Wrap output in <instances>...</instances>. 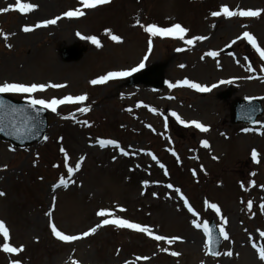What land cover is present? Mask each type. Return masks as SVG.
<instances>
[{
    "label": "rangeland",
    "instance_id": "rangeland-1",
    "mask_svg": "<svg viewBox=\"0 0 264 264\" xmlns=\"http://www.w3.org/2000/svg\"><path fill=\"white\" fill-rule=\"evenodd\" d=\"M22 2L39 7L27 14L0 13V31L15 33L9 35L7 41L0 36V82L65 83L66 88L48 89L36 96L50 99L87 93L88 100L82 105H62L57 113L47 110V141L43 138L26 148H17L0 139V191L6 194L0 197V220L10 229L13 246H25V251L19 255L0 252V264H10L12 259H20L23 264H71L72 259L78 264H125V261L134 264H201L202 261L204 264H264L248 239L251 234L253 242L264 244L257 232V229L264 231V214L259 207L264 203V189L260 187L264 185V127H261L264 114L254 125L234 126L230 112L234 100L246 97L261 100L264 106V72L260 71L264 61L246 41L227 47L243 31L252 33L264 47V13L259 18L210 15L222 5L230 10L264 9V0H111L107 5L84 10L82 17L62 18L56 25L30 33H24L22 27L34 26L80 7L79 0ZM9 4H15V0H0V8ZM137 18L145 25L180 23L190 30L188 37L206 35L209 39L188 46L179 39L151 37L149 52V34L139 27ZM242 24L248 27L242 28ZM105 29L121 36L123 42L111 41ZM77 32L96 35L102 47L98 49L91 42L81 40ZM6 43L12 45L10 50ZM73 44L84 48V58L80 62L66 63L60 52ZM177 48L185 51L177 52ZM209 50L219 51L220 55L201 60ZM145 55L148 59L143 69L163 65L164 88L128 86L131 76L104 85L89 84L91 79L108 71L137 66ZM249 63L255 71H247ZM248 76L254 78L246 79ZM185 78L218 86L208 93L187 87L168 88V82ZM221 80H232V83L221 84ZM226 91H232L233 95L226 101L221 100L219 95ZM5 95L25 100L23 95ZM169 96L174 99H167ZM145 105L156 108L160 114L150 112ZM79 107H89L90 111L80 113ZM129 108L131 112L127 111ZM172 111L186 121L202 122L210 130L202 133L194 127L179 125L170 116ZM69 114H74L75 120L62 118ZM84 120L92 126L77 122ZM246 127L252 131L245 133ZM98 139H115L130 155L122 156L112 146L100 148ZM202 140L209 141V149L201 147ZM61 146L68 151L72 166L80 156L86 158L80 171L72 176L75 183L53 192L52 184L58 182L61 175L67 178L59 151ZM11 148L15 151H10ZM253 149L258 153V164L251 159ZM172 150L179 155V162L172 156ZM148 151L165 164L168 176L146 155ZM213 155L219 159L213 160ZM53 164L60 167L53 168ZM201 165L207 174L200 171ZM193 169L197 171L195 177ZM252 172L256 175L252 176ZM144 180L150 182L146 189L142 184ZM156 181L159 183H153ZM251 181H255V186ZM168 183L180 187L202 218L209 222L215 220L217 225L219 218L211 210H204L203 201L218 203L222 214L228 218L226 231L230 236V241L222 240L220 253L231 249L232 257L204 254L202 231L192 227L191 214L183 208L176 194L165 187ZM241 183L246 191L240 187ZM153 192L158 196L154 198ZM53 197L56 198L54 209ZM249 200L253 201L251 212L247 209ZM116 206L127 209L117 215L148 225L156 234L182 237L183 243L170 246L159 242V247H169L170 251L181 255L172 257L160 252L158 243L150 237L114 226L102 227L87 238L64 243L52 236L49 217L45 216V212L53 210L52 221L61 231L81 234L100 223L96 216L99 209ZM137 256L151 259L136 261Z\"/></svg>",
    "mask_w": 264,
    "mask_h": 264
},
{
    "label": "snow or ice",
    "instance_id": "snow-or-ice-1",
    "mask_svg": "<svg viewBox=\"0 0 264 264\" xmlns=\"http://www.w3.org/2000/svg\"><path fill=\"white\" fill-rule=\"evenodd\" d=\"M111 2V0H79L80 7H77L75 9H69L62 13V15H58L52 19H44L38 23H36L34 26H28L25 25L22 27V31L24 33H30L38 28H47L50 25H56L58 21H60L62 18L67 19H73V18H79L85 15L84 10L88 9H95L97 6L100 5H107ZM39 6L35 3L31 2H22V0H15V4H9L7 7L0 8V13H8L10 11H17L21 14H27L31 13L34 10H36ZM264 13V9H243L238 8L237 10H230V8L227 5H222L219 10L211 11L210 15L214 18L218 17H224V18H259L261 14ZM136 23L139 25L140 28L143 29L145 33L149 34V41H148V49L149 52L152 49V39L151 37H170L173 39H179L183 41L185 45L188 46H194L197 42L208 40L209 37L206 35H192L188 37L189 29L187 27L182 26L180 23H174L171 26H158L156 23H149L147 25L140 23L139 18H137ZM242 28H247L248 25H241ZM105 34L110 38L111 41L116 43H122V37L116 34H113L111 29H105ZM9 35H15V33L8 34L4 33L3 31H0V36L3 37L5 41L9 39ZM76 35L81 39L85 41L91 42V44L95 45L96 48H101L102 43L101 40L96 35H83L80 32H77ZM246 41L251 47L255 50L256 53H258L259 58L261 61H264V47H261L256 37L250 33L249 31H243L240 35L236 36L235 39H233L227 47H231L232 45H235L237 41ZM6 47L10 50L12 48L11 44L6 43ZM177 52H183L185 51L184 48H177ZM220 55L219 51H213L209 50L205 52L201 56V60H203L205 57H211L215 59ZM148 59V56L145 55L143 60L135 66L131 67L129 69L125 70H119V71H108L106 74L100 75L97 78L91 79L89 81V84L92 86L96 85H104L108 83L109 81H114L118 79H123L126 77H130L133 75V73L139 72L141 69L145 67V61ZM247 60V57H245ZM217 65L219 66V61H217ZM180 67H184V65H180ZM247 71L253 72L255 71L252 64L247 65ZM261 72H264V67H261ZM246 79H253V76L245 77ZM221 84L226 83H232V80H221ZM68 85L65 83H24L19 81H3L0 82V94H18L23 95L26 100V107H20L17 105H12L4 100H0V132H5L6 128L10 129L8 132L9 135L15 134L17 138L23 137L25 134H36L39 131L38 128V117L41 111L43 110H50L53 113H57V110L62 105H82L85 101L88 100V94H80V95H73V94H67L63 97L57 98L52 97L50 99L46 98H37V93H44L48 89H63L66 88ZM169 89H175L177 87H187L189 89H194L196 92L199 93H208L211 92L213 89H215L218 85L217 84H211L203 85L198 82H194L188 78L176 81L175 83L168 82L167 84ZM167 99H174V97H167ZM246 99L251 103L254 97H246ZM137 107H140L138 104ZM145 107H148L145 105ZM27 109H32L35 113L34 115L29 114ZM148 110L154 114H160L158 113L157 109L154 107H148ZM77 111L80 113H87L90 111L89 107H79L77 108ZM127 111L131 112L132 110L129 108ZM254 111V109H253ZM170 116L173 117L179 125H182L184 127H194L198 129L202 133L208 132L210 129L208 126L203 124L202 122L192 120V121H186L183 119L176 111H172L170 113ZM63 119H73L75 120L74 114H69L68 116L62 117ZM251 119V116L248 117ZM168 117H165V128L168 127L167 124ZM78 123H83L87 127H91L92 125L89 124L87 120L84 121H77ZM146 127L151 128V125H146ZM261 127H264V124L261 125ZM154 131V129H153ZM243 131L245 133L252 131L250 128H244ZM221 135H225L224 133H221ZM45 141L48 140L47 136L43 137ZM227 138V137H226ZM62 141V137L59 138ZM100 148H105L108 146H112L115 149L119 150L120 155L122 156H129L130 153L125 150L124 147L121 146V144L115 140V139H98L96 141ZM169 142L171 143V140L169 138ZM200 144L203 148L209 149L210 144L208 140H202L200 141ZM10 151H15L14 148L9 149ZM60 153L63 155V167L67 171V178H65L64 175H61L58 178V182L52 184V191L55 192L57 189L63 187L67 189L69 187V183H75L74 180H72V176L74 173L80 171L81 166L85 160V156H80L79 159L75 162V165L72 166L70 164L71 157L69 156L68 151L61 146L59 148ZM171 154L173 157L176 158V160L179 162L180 157L177 154L176 151L172 150ZM153 161H155L156 165L159 166L160 169L163 170L164 176H168L169 172L166 168L165 164L162 163L158 157L153 154L151 151H148L146 153ZM213 160H218L219 158L215 155L211 157ZM251 159L255 163H260V160L258 159V153L255 149L251 152ZM113 160H115V157H113ZM7 167L6 165L4 166ZM53 168H59V164H53ZM137 168L140 167V165H136ZM193 177L197 176V171L195 169L191 170ZM201 172H205V169L201 165L200 167ZM252 176H255L256 173L252 172ZM40 179H43L41 177ZM149 181L144 180L142 182L143 187L146 189L149 186ZM153 183H159L158 181ZM253 186H255V181L250 182ZM219 186V185H218ZM167 189L172 190L176 196L179 198L180 201L183 202V208L187 210L188 213L191 214V225L194 229L201 230L203 233V236L205 237V241L203 244V250L204 254L206 256H212V257H219L220 255L226 256V257H232L233 251L231 249H228L227 251H224L223 253H220L217 249L218 246L221 243V238L223 241H230L229 233L226 231V225L228 224V218L222 214V209L218 205V203L210 202L208 199H205L203 201L204 210L208 211L211 210L213 213H215V216L219 218V224L218 225H209V221L207 219H203L201 216V213L190 203L189 198L185 195V193L181 190L180 187H176L171 183H168L165 185ZM240 187L247 190L245 188V185L241 183ZM262 189H264V185L260 186ZM144 191L141 192V195H144ZM6 194L3 191H0V197L5 196ZM153 197H157L158 194L156 192L152 193ZM169 199H171V196H168ZM55 197H53V209L55 206ZM241 203H244L241 201ZM261 214H264V203H261L259 205ZM253 208V201L249 200L247 201V209L249 212L252 211ZM179 211V207L177 208ZM127 209L123 206H116L115 208L109 209V208H101L96 212V216L100 218V223L95 224L93 227L89 228L87 231H84L81 234H65L63 231H61L57 225L52 221L53 216V210H49L45 212V216L49 217V227L51 230V234L54 238L57 240L64 242V243H71L78 240H81L83 238H87L93 234H95L98 229L105 227V226H114L118 229H129L136 233L144 234L148 237H150L152 240L156 241L158 243V250L160 252L168 253L172 257H179L181 255L180 252L177 251H170L169 247H159V242H163L166 245H174L177 242L183 243V238L180 236H166L162 234H156L152 227L148 225H142L138 222H133L127 218H123L117 213H124ZM255 215V213H253ZM214 228H218V235L214 234ZM247 231V230H246ZM257 232L259 233V237L264 240V231H261L260 229H257ZM0 236L3 238V243L0 244V252L11 254V255H19L25 251V246L23 244H20L19 246H13V244L10 242L11 236H10V229L7 227L6 222L4 220H0ZM249 243L251 244V247L256 251L258 254V259L261 262H264V244H258L256 242H253V237L251 234H249ZM38 242V238H37ZM119 253V250H117ZM238 255V254H237ZM71 259V258H70ZM151 257L148 256H137L136 261L144 260L148 261ZM10 264H23L22 260L20 259H12L10 261ZM71 264H78V262L74 259L71 260ZM125 264H134L132 261H125ZM201 264H204L202 261Z\"/></svg>",
    "mask_w": 264,
    "mask_h": 264
},
{
    "label": "water",
    "instance_id": "water-1",
    "mask_svg": "<svg viewBox=\"0 0 264 264\" xmlns=\"http://www.w3.org/2000/svg\"><path fill=\"white\" fill-rule=\"evenodd\" d=\"M64 60L66 62H77L80 61L83 57V50L78 46L74 45L70 48H66L61 52ZM162 66H154L152 68H149L147 70L142 71L138 75L132 78L130 81L129 85H136V84H145V85H153L156 89L160 88L164 85V79L162 77ZM155 76V77H154ZM230 96V93H225L222 94L221 98L227 99ZM0 100H4L12 105H17L20 107H26V103H18L14 102L12 99L9 97H5L3 95H0ZM253 105L252 109L246 114L244 113L243 109L241 106H243V102L241 101H236L233 104L232 111H233V120L232 123L237 124L240 122L244 123H254L256 119L262 115L263 109L261 106L260 101H254L250 103ZM254 109V111H253ZM29 114L34 115L35 113L33 112L32 109H27ZM249 115L251 116V119H249ZM38 128L39 131L36 134H25L23 137L17 138L16 135L13 133L11 135L8 134L10 129L6 128L5 132H0V136L7 141H11L13 144H16L17 146H29L33 144L36 141H39L43 138L48 123H47V115L45 111H41L38 117ZM215 225L214 222L211 223L210 226ZM214 234L218 235V231L216 228H214ZM221 244V243H220ZM218 246V251H219Z\"/></svg>",
    "mask_w": 264,
    "mask_h": 264
},
{
    "label": "bare ground",
    "instance_id": "bare-ground-1",
    "mask_svg": "<svg viewBox=\"0 0 264 264\" xmlns=\"http://www.w3.org/2000/svg\"><path fill=\"white\" fill-rule=\"evenodd\" d=\"M202 147V146H201Z\"/></svg>",
    "mask_w": 264,
    "mask_h": 264
}]
</instances>
